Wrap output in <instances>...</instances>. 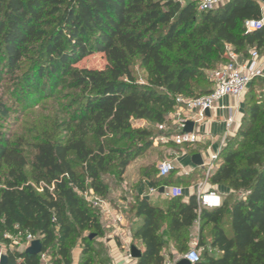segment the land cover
Instances as JSON below:
<instances>
[{"label": "trees", "instance_id": "16d2710c", "mask_svg": "<svg viewBox=\"0 0 264 264\" xmlns=\"http://www.w3.org/2000/svg\"><path fill=\"white\" fill-rule=\"evenodd\" d=\"M262 4L227 0L199 12L196 4L176 0H0V78L21 73L13 90L24 94L23 104L53 98L57 89L74 94L60 112L62 121L46 120L42 131L36 129L30 161L22 143L0 128V256L6 264H42L43 258L47 264H72L77 242L79 264L92 263L89 255L98 256L93 247L102 245L105 229L99 211L82 195L90 191L106 201L104 179L121 180L152 148L154 131L136 125L174 130L168 116L176 99L211 93L208 73L228 63V49L244 58L264 53V27L255 33L244 28L246 21L262 18ZM97 54L105 60L102 70L77 67ZM260 79L244 95L241 125L220 150L215 170L200 177L208 191H228L220 208L198 209L195 196L186 204L180 197L162 205L135 197L128 204L129 215L140 219L133 227V237L144 246L138 264H166L161 255L166 244L183 255L196 223L200 234L211 226L209 248L218 252L210 253L199 240L198 264H264V89L259 96L252 89ZM11 111L0 102V121ZM168 145L177 147L171 140ZM139 173L140 181L148 179L154 187H165L172 174L161 178L155 166ZM198 175L195 170L173 184L189 186ZM40 183L45 186L38 194L34 185ZM6 235L40 239L41 254L10 250Z\"/></svg>", "mask_w": 264, "mask_h": 264}, {"label": "crops", "instance_id": "0c3cea01", "mask_svg": "<svg viewBox=\"0 0 264 264\" xmlns=\"http://www.w3.org/2000/svg\"><path fill=\"white\" fill-rule=\"evenodd\" d=\"M261 11V19L264 20V4L261 5ZM249 60L250 57L244 58L242 56H238L237 64L246 65L249 63ZM256 69L258 76L263 77V55H259L256 59ZM243 116L244 97L240 100H236L232 97H225L215 105L213 110L205 114V117L201 122L193 123L194 126L192 132L198 135V142L192 146H185L187 147L186 149L185 147H175L172 152H174L176 156L170 158L175 167V178L188 177V175L197 170L199 175L195 178L193 177L195 182L191 185L186 187L176 185L179 189H170L161 186L154 187L148 179L139 181V170L135 172V177L138 178V180L133 186L131 185L130 194L131 191H133V193L128 201L117 203V205L108 204L114 213L122 215V225L119 226L118 229H114L110 225L108 217L103 215L101 216V223L105 229V236L99 240V243L104 246L108 257L111 259L113 264H138V260H134L130 257V248L133 246L140 252H143L144 250V246L141 241L133 237V227L140 224V219L131 217L127 211V207L124 205L129 204L130 201L133 203L135 197L146 199L150 204L158 205L168 204L171 198L180 197L181 202L186 204L191 197H196L199 186H202L204 191H208L209 187L206 180L200 179V177L201 175L205 177L206 166L211 163L213 156H216L221 148L235 136L241 125ZM230 117H233L232 123L229 122ZM222 143H224V145H221ZM196 154L200 155L202 159L203 165L201 167H195L191 162L192 156ZM216 165L217 162L211 172L215 170ZM215 193L222 197L226 195L228 191L221 188L217 189V192ZM210 229L211 226H207L203 233L200 234L199 223H196L189 236V246H193V249H195L198 241L201 240L203 244H205L203 248H206L210 253L217 256V250L209 248ZM126 243L129 244V247H127ZM203 248H200L199 250H203ZM172 251L173 249L168 251L167 249H163L161 252V255L166 259V264H175L184 256L183 254L181 257H178L177 252L174 254ZM169 255L174 256V258L169 260ZM42 264H47V260L45 258L42 259ZM73 264H75V262H73Z\"/></svg>", "mask_w": 264, "mask_h": 264}, {"label": "rangeland", "instance_id": "374dc122", "mask_svg": "<svg viewBox=\"0 0 264 264\" xmlns=\"http://www.w3.org/2000/svg\"><path fill=\"white\" fill-rule=\"evenodd\" d=\"M261 55L264 56V53L262 52ZM78 68L82 69H96V70H102L105 67V60L102 55H91L87 57L86 59L82 60L77 65ZM135 76L138 84L144 85L145 81L143 78V74L137 67H135ZM210 74L208 73V78H210ZM21 76V73L16 74H8L4 73L2 74L0 78V102L5 103L8 107L12 108V111L9 113L7 118L0 121V128L1 131L7 136L10 140H17L22 143V149L24 154L27 157V160H31L34 152L32 149V144L36 140V136H38L40 133L38 131H42V125L43 122H46L48 120V124L51 125V122L53 123L54 120H63V115L60 113L63 109V106L66 108L69 106V101L71 100V96H73V92H70L69 90L60 91L59 89L56 90V92L53 93V98H49V95H45L42 100H33L34 96L30 97L33 102H29L27 104H23L22 96L24 94H19L16 89L13 90V86L15 85L14 82L16 79H19ZM264 77V76H263ZM261 80V79H260ZM258 80L253 85V91L259 96V92L261 89H264V81ZM42 86L45 91L46 85L42 83ZM14 92V95H13ZM248 93V92H247ZM12 94V95H11ZM65 94V95H64ZM68 94V95H67ZM58 95H60V98L58 100H54ZM12 96V97H11ZM66 96V97H64ZM18 97V101L16 104L15 98ZM29 98V100H31ZM37 101V102H36ZM36 102V103H34ZM174 114H170L168 116V123L170 126H172ZM167 123V124H168ZM168 124V125H169ZM137 128H147L154 131V135L152 136V148L148 149L144 155L137 157L131 164L130 167L126 170L123 178L121 180H116V178H109L104 179V182L109 187V193L106 196L107 203H112L113 205L117 203H122L128 201L133 191L130 189L131 185L133 186L138 178L135 177V172L137 170H141L146 167H156V170L158 171V166L166 161L171 160V157L176 156L174 152V148L170 145H168V142H170L172 136L174 135V130L170 128H166L165 126L157 127L153 124H146V123H138L136 125ZM37 129V130H36ZM170 135V136H168ZM28 175L31 172L30 167L26 169ZM175 170L172 172L171 176L167 178V181L165 183L166 188L170 189H179V187H176L173 182L175 181ZM141 179H139L140 181ZM197 180V179H196ZM193 182H195L193 180ZM45 186L44 183H40L39 185H34V189L36 190V193L41 194V189ZM52 188H50V191ZM87 204V203H86ZM124 206L127 207V211L129 210L128 204H125ZM86 235V233L84 234ZM9 240V249L10 250H16L17 252H23L25 251L23 247L26 246V242L21 239L19 235L10 236L6 235ZM2 248L4 247L1 245ZM94 251L98 253V256L96 257L94 254H90L91 256V264H98L100 260L104 261V264H113L111 259L108 257L107 252L103 248L102 245H97L93 247ZM194 248L193 246H188L185 253L189 250ZM168 250L173 249V253L176 254V249L171 244H166L165 248ZM81 252L82 248L79 245V242H77L72 251V264L75 262V264H79L81 260ZM199 254L202 257L203 250L198 251ZM184 253V254H185ZM182 256V255H181ZM178 256V257H181Z\"/></svg>", "mask_w": 264, "mask_h": 264}, {"label": "built area", "instance_id": "2783aa9c", "mask_svg": "<svg viewBox=\"0 0 264 264\" xmlns=\"http://www.w3.org/2000/svg\"><path fill=\"white\" fill-rule=\"evenodd\" d=\"M180 4L194 3L196 4L199 12H210L219 7L227 0H176ZM264 27V20H248L244 23V28L247 33H255ZM228 63L220 66L217 70L211 73L210 80L213 84L211 93L198 98H177L176 110L173 113L174 119L172 126L174 127V135L171 138L173 144L177 147L192 146L198 142V135L195 133H184V128L187 122L199 123L201 122L205 114L214 109L215 105L225 97H232L236 100H240L244 97L249 86L254 78L258 76L256 69V59L258 54L255 51L250 53L249 63L246 65H238V56L232 53L228 49ZM172 115V114H171ZM233 117L229 118V122L232 123ZM221 145H224L222 143ZM224 147V146H223ZM222 147V148H223ZM221 148V149H222ZM220 152V151H219ZM213 156L211 163L206 166L205 178L211 173L214 165L218 161V155ZM158 176L161 178L168 177L174 170V164L171 160L161 163L158 166ZM84 201L93 209L98 210L100 216L108 217L110 225L114 229H118L122 225L123 217L121 214H116L111 210L109 203L100 200L90 191L85 192L82 195ZM218 201V202H214ZM222 197L210 191H204L202 186H199L196 194V205L198 209H217L222 206ZM36 240L31 235H26L25 250L29 247L32 241ZM40 240V239H38ZM127 247L129 244L126 243ZM194 253L198 258L193 261L191 255ZM190 264H198L200 262V254L196 249L188 250L184 256ZM171 264V263H167Z\"/></svg>", "mask_w": 264, "mask_h": 264}, {"label": "water", "instance_id": "95a60500", "mask_svg": "<svg viewBox=\"0 0 264 264\" xmlns=\"http://www.w3.org/2000/svg\"><path fill=\"white\" fill-rule=\"evenodd\" d=\"M193 122H187L184 128V133H191L193 130ZM191 162L195 167H201L203 165L202 159L200 155L196 154L193 155L191 158ZM94 236L91 235L90 239H93ZM42 252V245L40 240H34L30 243L29 247L26 248L25 253L28 255H40ZM141 252L136 249L135 247L130 248V257L134 260H139L141 258ZM6 257L5 256H0V264H6ZM175 264H190L186 259L182 258L178 260Z\"/></svg>", "mask_w": 264, "mask_h": 264}, {"label": "clouds", "instance_id": "9594fccd", "mask_svg": "<svg viewBox=\"0 0 264 264\" xmlns=\"http://www.w3.org/2000/svg\"><path fill=\"white\" fill-rule=\"evenodd\" d=\"M214 202H218V201H214ZM191 255V259L193 260V261H195L198 257L194 254V253H192V254H190Z\"/></svg>", "mask_w": 264, "mask_h": 264}]
</instances>
